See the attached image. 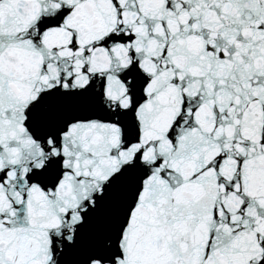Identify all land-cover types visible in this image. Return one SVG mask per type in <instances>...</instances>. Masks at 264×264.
<instances>
[{"label":"snow or ice","instance_id":"6c2138e0","mask_svg":"<svg viewBox=\"0 0 264 264\" xmlns=\"http://www.w3.org/2000/svg\"><path fill=\"white\" fill-rule=\"evenodd\" d=\"M0 264H264V0H0Z\"/></svg>","mask_w":264,"mask_h":264}]
</instances>
